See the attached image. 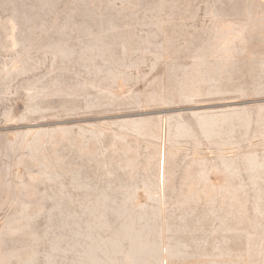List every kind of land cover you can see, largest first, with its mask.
Segmentation results:
<instances>
[{
  "label": "rangeland",
  "instance_id": "1",
  "mask_svg": "<svg viewBox=\"0 0 264 264\" xmlns=\"http://www.w3.org/2000/svg\"><path fill=\"white\" fill-rule=\"evenodd\" d=\"M0 264H264V0H0Z\"/></svg>",
  "mask_w": 264,
  "mask_h": 264
}]
</instances>
